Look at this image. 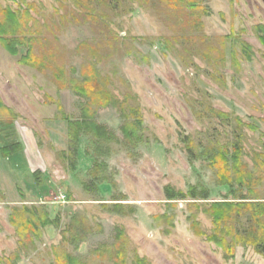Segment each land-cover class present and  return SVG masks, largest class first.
Returning a JSON list of instances; mask_svg holds the SVG:
<instances>
[{
	"label": "rangeland",
	"instance_id": "obj_1",
	"mask_svg": "<svg viewBox=\"0 0 264 264\" xmlns=\"http://www.w3.org/2000/svg\"><path fill=\"white\" fill-rule=\"evenodd\" d=\"M6 8L28 16L18 54L0 46V102L15 116L0 110V148H22L0 155L2 264H53L62 249L87 264H108L93 250L112 245L115 228L128 240L127 264L135 256L146 264H264L251 247L237 246L226 258L194 236L188 221L189 203L207 205L229 192L215 185L201 156L210 140L229 150L239 142L248 169L264 152V49L255 32L264 26V0H0V12ZM28 51L46 69L19 64ZM59 70L65 81L95 79L116 107L76 96L56 82ZM79 120L102 126L107 141L82 135L71 169L67 122ZM126 122L140 124L127 140ZM259 172L253 195L264 201V167ZM167 186L206 188L209 200L168 202ZM114 203L123 204L120 215L101 208ZM14 207L43 208L58 216V227L31 235L20 250L9 222ZM196 221L212 233L208 216L199 211ZM72 223L84 240L76 249L61 235Z\"/></svg>",
	"mask_w": 264,
	"mask_h": 264
},
{
	"label": "trees",
	"instance_id": "obj_2",
	"mask_svg": "<svg viewBox=\"0 0 264 264\" xmlns=\"http://www.w3.org/2000/svg\"><path fill=\"white\" fill-rule=\"evenodd\" d=\"M189 6L190 8H194L195 3L189 2ZM19 9L13 11L6 8L0 12V46L12 56H16L18 54V48L24 45L23 19L28 15L26 11L20 13ZM255 32L264 49V26L259 25L255 27ZM242 49L245 58L249 59L248 46H243ZM34 56L31 51H28L24 56L20 57L18 63L41 70L46 69L43 61L38 60ZM53 76L57 83H67L66 87L73 90L76 96L85 99L89 96L93 97L94 103L100 108L116 107L110 94L104 90L100 91L97 81L93 78H84L81 82H76L73 79L65 81L62 70H59L58 73L54 72ZM0 110L6 112L11 119L13 118L14 115L11 110L4 108L1 102ZM216 116L222 119L228 118L227 114L218 113ZM236 122L239 127L240 121L236 120ZM139 125V122H135L134 124H128L126 122L122 124L120 130L124 138L127 140L132 136L135 137L136 127ZM249 127L253 129L251 126ZM106 134L105 129L92 120L67 122L69 156L67 157L64 152L63 156H66V159H72L69 167L73 169L75 166V160L78 154V143L82 135H89L92 139L94 137L97 143H102L107 141ZM235 138L237 139L236 135ZM187 141L189 140L184 139L182 142L187 143ZM238 143L233 142L230 146L231 150H229L225 145L219 148L216 141L210 140L209 145L203 149L201 156L206 158L209 167L214 172L215 185L226 187L229 189V192L222 200L214 201L207 205L189 203L188 210L190 211V216L188 221L191 222L190 229L194 236L206 237L208 242L214 243L222 249L226 258L233 256L234 249L237 246L251 247L256 254L264 257V201L260 198H255L253 195L255 188L262 180L259 170L264 167V152L254 155V168L248 169L246 165L244 166L241 163L242 148ZM190 145L191 142H189L188 146ZM21 149L20 144H10L0 148V155L2 158H10L19 153ZM85 155L89 156L87 152ZM188 156L190 159L196 157L191 152V149H188ZM92 175L94 176L95 174L92 172ZM164 194L165 200L168 202L186 199L191 201H208L210 195L206 188L190 187L188 192L184 193L182 191H176L170 186L165 187ZM169 204L172 205L171 207H175V203ZM101 208L107 211V213L119 215L124 210L123 204L118 203L110 204L109 206L107 204H101ZM199 211L211 219L213 229L209 235L200 230V224L196 221V215ZM9 222L16 229L15 234L18 238L20 250H27V242H29L31 235L34 238H38L41 229L52 226L57 228L59 219L58 216L51 218L43 208L14 207L9 216ZM75 229L73 223L69 224L61 234L62 241L68 242L74 249L77 248L79 243L84 242L83 238L80 237L79 231L75 232ZM115 233V241L112 245L100 246L94 249L93 253H97L102 260L106 257L105 259L108 264H127L128 240L120 228H115ZM18 260L19 255L15 253L10 261L17 262ZM133 262L134 264H146V260L140 259L137 256H135ZM0 264H2L1 261ZM53 264H87V262H81L77 257L62 249L59 254H56Z\"/></svg>",
	"mask_w": 264,
	"mask_h": 264
}]
</instances>
